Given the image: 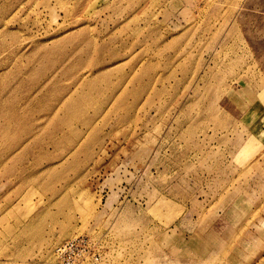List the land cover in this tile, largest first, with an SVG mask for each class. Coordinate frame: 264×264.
<instances>
[{
	"label": "rangeland",
	"instance_id": "374dc122",
	"mask_svg": "<svg viewBox=\"0 0 264 264\" xmlns=\"http://www.w3.org/2000/svg\"><path fill=\"white\" fill-rule=\"evenodd\" d=\"M77 236L264 264V0H0V264Z\"/></svg>",
	"mask_w": 264,
	"mask_h": 264
},
{
	"label": "built area",
	"instance_id": "2783aa9c",
	"mask_svg": "<svg viewBox=\"0 0 264 264\" xmlns=\"http://www.w3.org/2000/svg\"><path fill=\"white\" fill-rule=\"evenodd\" d=\"M54 255L61 264L97 263L100 253L91 238L77 236L54 248Z\"/></svg>",
	"mask_w": 264,
	"mask_h": 264
},
{
	"label": "bare ground",
	"instance_id": "6f19581e",
	"mask_svg": "<svg viewBox=\"0 0 264 264\" xmlns=\"http://www.w3.org/2000/svg\"><path fill=\"white\" fill-rule=\"evenodd\" d=\"M62 118V117H61ZM59 119V118H58ZM65 119V118H64ZM60 120V119H59ZM63 120V119H62ZM61 122V121H60Z\"/></svg>",
	"mask_w": 264,
	"mask_h": 264
}]
</instances>
